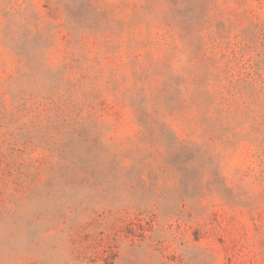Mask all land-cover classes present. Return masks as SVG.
<instances>
[{"label": "rangeland", "instance_id": "1", "mask_svg": "<svg viewBox=\"0 0 264 264\" xmlns=\"http://www.w3.org/2000/svg\"><path fill=\"white\" fill-rule=\"evenodd\" d=\"M0 264H264V0H0Z\"/></svg>", "mask_w": 264, "mask_h": 264}]
</instances>
